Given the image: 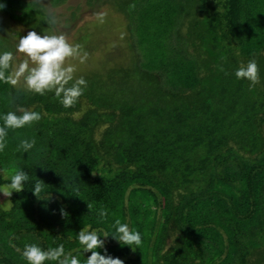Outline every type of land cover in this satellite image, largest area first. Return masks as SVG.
Returning <instances> with one entry per match:
<instances>
[{
    "label": "trees",
    "instance_id": "obj_1",
    "mask_svg": "<svg viewBox=\"0 0 264 264\" xmlns=\"http://www.w3.org/2000/svg\"><path fill=\"white\" fill-rule=\"evenodd\" d=\"M141 1L126 12L130 60L85 79L73 107L0 87V116L41 114L8 129L0 151V186L16 170L29 177L0 208V264H28L26 244H63L83 261L81 229L124 264H264V0ZM251 59L252 88L234 75ZM24 139L36 141L26 153ZM117 219L139 247L111 237Z\"/></svg>",
    "mask_w": 264,
    "mask_h": 264
},
{
    "label": "clouds",
    "instance_id": "obj_2",
    "mask_svg": "<svg viewBox=\"0 0 264 264\" xmlns=\"http://www.w3.org/2000/svg\"><path fill=\"white\" fill-rule=\"evenodd\" d=\"M4 7L5 5L0 4V9ZM134 7V4L130 5V9ZM104 15L103 13L97 14V19L101 23L104 22ZM49 23H55V19L52 18ZM16 52L22 54L23 59L15 64L13 63L15 59L13 52L0 53V82L13 86L22 82L26 91L40 95L54 92L59 98V103L65 108L73 107L83 95L87 81L83 77H75L77 67L71 62L78 60L82 64L87 60L88 53L83 50L81 44L70 43L63 33L38 35L35 31H29L27 35L19 38ZM219 70L224 71L223 67ZM234 75L238 80H248L250 88L260 82L259 67L255 59L249 60L246 64L241 63ZM40 119V113L23 107H18L16 111H9L0 116V120L3 121L0 125V151L6 147L5 138L8 129H20ZM35 143V139H24L20 141L18 148L26 153L34 147ZM5 178L10 179V183L0 186V193H3L5 197H11L13 192H21L24 189V182L29 179L23 170H16ZM45 186L42 180L37 179L32 190L33 195L37 197ZM92 207V204L87 203L88 211ZM60 211L62 216H67L63 209ZM107 215V210L103 209L98 213L101 220ZM112 227L115 233L111 237L121 245L131 249H133L132 246L141 245V234L130 229L127 224L121 223L119 219L115 220ZM109 236L108 233L103 234L105 238ZM100 237L96 231L87 229L79 231L77 239L83 248V253H91L83 261L71 253L66 254L63 244L48 250H43L36 244H26L22 252L19 248L16 251L21 252L28 264H44L45 261H55L56 264H124L123 260L108 255L106 250L104 255L97 251L99 248H104V241Z\"/></svg>",
    "mask_w": 264,
    "mask_h": 264
},
{
    "label": "rangeland",
    "instance_id": "obj_3",
    "mask_svg": "<svg viewBox=\"0 0 264 264\" xmlns=\"http://www.w3.org/2000/svg\"><path fill=\"white\" fill-rule=\"evenodd\" d=\"M136 1L142 3L141 0H0V4H12L0 9V53L13 52L15 64L23 59L22 54L16 52L18 40L29 31L38 35L63 33L70 43L81 44L88 53L82 64L78 60L71 61L77 67L75 77L106 76L108 68L126 63L132 48L137 49L132 38L134 24L131 25L126 16L129 2ZM100 13L105 14L103 23L97 19ZM52 18L55 23H49ZM7 85L33 94L25 90L22 82L16 86L0 82L3 89ZM7 207L9 197L0 193V208Z\"/></svg>",
    "mask_w": 264,
    "mask_h": 264
}]
</instances>
